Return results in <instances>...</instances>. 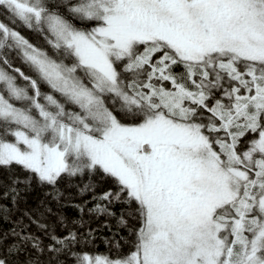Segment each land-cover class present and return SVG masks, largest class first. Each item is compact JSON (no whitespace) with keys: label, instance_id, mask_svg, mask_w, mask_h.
I'll return each mask as SVG.
<instances>
[{"label":"snow or ice","instance_id":"snow-or-ice-1","mask_svg":"<svg viewBox=\"0 0 264 264\" xmlns=\"http://www.w3.org/2000/svg\"><path fill=\"white\" fill-rule=\"evenodd\" d=\"M0 264H264V0H0Z\"/></svg>","mask_w":264,"mask_h":264},{"label":"trees","instance_id":"trees-1","mask_svg":"<svg viewBox=\"0 0 264 264\" xmlns=\"http://www.w3.org/2000/svg\"><path fill=\"white\" fill-rule=\"evenodd\" d=\"M69 215H72V213L69 212ZM102 219H103V218H102ZM113 223H114V222H113ZM93 226H95V224H94ZM101 234H102V235H107V234H108V233H107V230H103ZM97 243H98L97 251H99V252H104V251H105V246H104V244H103V243H100L99 241H98Z\"/></svg>","mask_w":264,"mask_h":264}]
</instances>
